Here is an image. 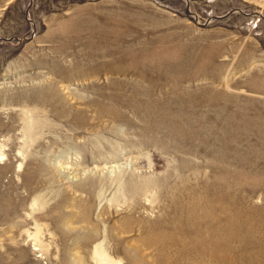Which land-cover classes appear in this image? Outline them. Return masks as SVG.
<instances>
[{
	"label": "rangeland",
	"instance_id": "1",
	"mask_svg": "<svg viewBox=\"0 0 264 264\" xmlns=\"http://www.w3.org/2000/svg\"><path fill=\"white\" fill-rule=\"evenodd\" d=\"M0 264H264V0H0Z\"/></svg>",
	"mask_w": 264,
	"mask_h": 264
}]
</instances>
